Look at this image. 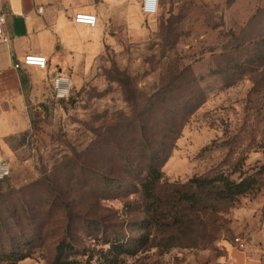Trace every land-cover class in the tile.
Listing matches in <instances>:
<instances>
[{"label": "rangeland", "instance_id": "obj_1", "mask_svg": "<svg viewBox=\"0 0 264 264\" xmlns=\"http://www.w3.org/2000/svg\"><path fill=\"white\" fill-rule=\"evenodd\" d=\"M163 5L138 27L109 29L106 49L71 74V98L32 114L0 182V260L22 252L17 264H52L63 241L73 264L264 256V0ZM152 165L168 202L157 222L161 206L142 187ZM221 175L257 185L233 201L201 191L195 204L171 202L194 178ZM119 244L135 254H117Z\"/></svg>", "mask_w": 264, "mask_h": 264}, {"label": "crops", "instance_id": "obj_2", "mask_svg": "<svg viewBox=\"0 0 264 264\" xmlns=\"http://www.w3.org/2000/svg\"><path fill=\"white\" fill-rule=\"evenodd\" d=\"M143 0H0L8 42L0 43V164L28 144L32 114L54 96L56 74H76L111 43V28H134L156 15L141 11ZM77 14L95 15V28L75 23ZM27 55L44 56L48 66L15 68ZM73 83V80H72ZM74 86V85H73ZM223 264H264L261 251L230 249Z\"/></svg>", "mask_w": 264, "mask_h": 264}, {"label": "trees", "instance_id": "obj_3", "mask_svg": "<svg viewBox=\"0 0 264 264\" xmlns=\"http://www.w3.org/2000/svg\"><path fill=\"white\" fill-rule=\"evenodd\" d=\"M73 90H74V86H73ZM160 168H161L160 166L152 165L142 184L144 197L147 200L153 201V203H156L158 205L160 204L161 206L159 209L156 208L152 216V219H155L156 222H157L156 219H157L158 212L160 211L159 215L163 217L164 215L162 213V211H164L163 205L165 203H168L166 200L162 201V199L157 194V185L162 177V172ZM191 185H192V187H190L191 191H186V192L175 191L176 198H171L172 200L171 202L176 203V199H177V202L179 201L180 203L186 202V203L195 204L199 202V199H200L199 193H201V191L213 192L219 199L221 198L224 200L233 201L235 198L239 196H243L251 192L256 187L257 183H256L255 178L253 177H247L239 182H235L231 180L229 177H224V175H221V176H216L212 178H209V177L208 178H194L191 181ZM152 207H154V205ZM151 224L152 222L151 223L148 222L146 229L144 228L145 230H147V233H149L150 231L149 225ZM134 242L137 245V248L144 247L149 242V234H145L140 239H137ZM116 248L118 249L117 254L119 255L123 253L134 255L136 252L135 249L131 247L127 248L125 245L123 246L119 244ZM70 250H72V246L67 244L66 241H63L57 249V254L52 264H73V262H67L66 260L67 252ZM117 254L115 253L114 255H112L113 259L114 257L118 259ZM28 257H29L28 254H24L22 252L20 253L12 252L11 254L5 256L3 260H0V262H3L5 264L7 263L17 264L20 261L27 259ZM106 260L108 261L109 258L107 257ZM103 262L104 263L102 264H105V261ZM113 262L114 260H112V262L110 263H113ZM86 264H92L91 259H88Z\"/></svg>", "mask_w": 264, "mask_h": 264}, {"label": "built area", "instance_id": "obj_4", "mask_svg": "<svg viewBox=\"0 0 264 264\" xmlns=\"http://www.w3.org/2000/svg\"><path fill=\"white\" fill-rule=\"evenodd\" d=\"M159 10V0H143L141 3V11L145 15H156ZM75 23L95 28L98 24L97 16L89 14H77L74 19ZM6 15L0 13V43L8 42L6 35ZM22 66L37 67L42 70L48 66V59L44 56L27 55L21 62L15 64L16 69ZM54 97L57 100H69L73 94V83L70 76L58 73L53 80ZM10 166L5 163L0 164V182L10 176ZM241 249L245 248V244L239 239L236 240Z\"/></svg>", "mask_w": 264, "mask_h": 264}]
</instances>
